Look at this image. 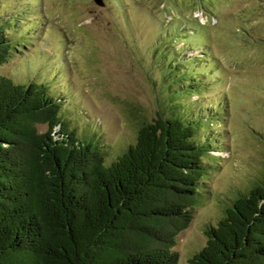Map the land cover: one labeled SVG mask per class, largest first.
<instances>
[{
	"label": "trees",
	"instance_id": "16d2710c",
	"mask_svg": "<svg viewBox=\"0 0 264 264\" xmlns=\"http://www.w3.org/2000/svg\"><path fill=\"white\" fill-rule=\"evenodd\" d=\"M3 7L0 264H179L177 236L212 195L208 181L216 158L211 152L224 151V135L216 128L224 125L225 97L208 109L183 100L192 93L200 96L205 73H196L191 64H207V50L188 59L163 52V77H172L177 87L150 121L141 122L134 142L107 165L95 126L78 129L64 116L66 93L46 80L15 83L13 75L1 72L32 43L21 26L22 13L29 11L9 15ZM180 22L184 27H175L176 36L186 38L189 48L206 45L198 19H189L194 25ZM40 125L46 130L39 131ZM230 190L234 193L226 199L210 197L222 203L221 213L206 225L204 245L186 264H264V171L248 189Z\"/></svg>",
	"mask_w": 264,
	"mask_h": 264
},
{
	"label": "rangeland",
	"instance_id": "374dc122",
	"mask_svg": "<svg viewBox=\"0 0 264 264\" xmlns=\"http://www.w3.org/2000/svg\"><path fill=\"white\" fill-rule=\"evenodd\" d=\"M103 3L0 0L9 15L29 11L22 13L21 26L23 33H31L25 39L32 41L1 72L13 75L10 78L15 83L50 82L52 89L66 93L68 101H61L64 116L78 123V129L95 126L108 165L134 142L141 122L150 121L162 106L159 103L167 101L177 87L172 85V77H163V52L188 59L205 48L209 62L191 64L196 73H205L198 85L202 87L200 96L192 93L183 100L208 109L219 104L218 97H225L224 125L216 128L224 135V151L211 152L216 166H211L208 181L210 197L226 199L231 188L248 189L264 171V0ZM1 11L7 12L4 7ZM175 15L187 22L198 19V34L206 45L191 49L186 38L184 42L177 37L175 27L184 24ZM45 130L46 126H39V131ZM57 130L55 126L53 135ZM210 197L196 208L188 227L177 236L179 264H186V258L204 245L206 225L221 213L222 203Z\"/></svg>",
	"mask_w": 264,
	"mask_h": 264
},
{
	"label": "water",
	"instance_id": "95a60500",
	"mask_svg": "<svg viewBox=\"0 0 264 264\" xmlns=\"http://www.w3.org/2000/svg\"><path fill=\"white\" fill-rule=\"evenodd\" d=\"M95 2V4L99 5V6H102L104 3H103V0H93Z\"/></svg>",
	"mask_w": 264,
	"mask_h": 264
}]
</instances>
